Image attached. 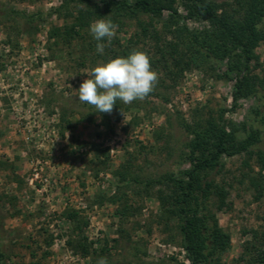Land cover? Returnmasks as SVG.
Listing matches in <instances>:
<instances>
[{
    "label": "rangeland",
    "instance_id": "rangeland-1",
    "mask_svg": "<svg viewBox=\"0 0 264 264\" xmlns=\"http://www.w3.org/2000/svg\"><path fill=\"white\" fill-rule=\"evenodd\" d=\"M222 7L230 0H210ZM64 0H0V246L4 264H191L182 246L177 219H166L157 198L163 180L187 169L190 140L181 120L194 123L224 113L244 138L247 129L261 134L254 150H264V45L251 74L257 94L234 108V81L222 79L226 64L214 62L187 71L174 81L166 67L157 73L156 96L129 104L117 100L110 113L78 101V89L92 70L114 59L111 51L136 40L153 56L156 29L168 37L162 20L147 15L94 17L117 25L115 35L96 51L85 28L70 42L62 35L75 22L81 0L60 9ZM103 7L104 0H93ZM175 8L186 10L180 0ZM115 16V17H114ZM119 21V23H118ZM152 23V25H151ZM202 29L204 21H181ZM59 31V37L54 30ZM62 33V34H61ZM89 76V77H88ZM160 95V96H159ZM210 176L227 190V206L216 213L231 237L221 264H255L247 242L264 233V173L246 154L224 157ZM258 180L260 186H256ZM129 181V182H127ZM126 209L123 215L119 210ZM77 211L79 219L64 215ZM87 238V257L69 247V239ZM260 241V239L258 240ZM250 247V246H248Z\"/></svg>",
    "mask_w": 264,
    "mask_h": 264
},
{
    "label": "trees",
    "instance_id": "trees-1",
    "mask_svg": "<svg viewBox=\"0 0 264 264\" xmlns=\"http://www.w3.org/2000/svg\"><path fill=\"white\" fill-rule=\"evenodd\" d=\"M81 1L86 4L85 8L78 11L75 22L61 33L66 42L80 36L83 29L91 26L94 17L147 15L152 20H160L166 11L169 18L162 20V25L170 38L153 30V56L149 50L138 48L142 36H151L147 26H143L141 34L135 35L137 39L129 40L124 48L116 43L120 49L111 51L113 58L127 57L136 50L144 51L150 57L152 70L159 66L170 68L174 81L187 71L211 68L214 62L225 63L226 70L220 78L235 83L232 93L234 108L240 100L257 94L258 84H262L256 75L251 74V64L258 62L256 49L260 44L264 45V0H230L225 7L210 0H180L186 15H181L175 8L176 0H104L103 7L93 0ZM76 2L79 0H64L59 8L68 9ZM182 20L204 21L207 26L190 29L181 24ZM59 31L61 29H55L53 36H61ZM156 86L155 83L146 97L158 95ZM223 116L224 113L217 119L211 117L194 123L182 119L181 126L190 137L185 145L189 167L171 173L163 180L146 182L148 187L158 185L164 188L157 193L160 210L166 219H177L182 246L191 264H221V256L231 245L230 235L220 227L213 212V209L221 211L227 206L226 188L210 178L213 172L222 170L223 158L246 154L251 159L256 158L260 174L264 173V150L253 149L261 141L260 132L243 125L246 136L240 138L238 127L228 125ZM255 184L260 186L258 180ZM125 210H119V213L123 215ZM64 216L76 222L80 215L77 211H68ZM253 235L259 247L247 242V249L253 251L255 264H264V233L260 238L258 233ZM67 243L84 257L91 254L92 246L85 237L71 238ZM0 264H4L1 246Z\"/></svg>",
    "mask_w": 264,
    "mask_h": 264
},
{
    "label": "clouds",
    "instance_id": "clouds-1",
    "mask_svg": "<svg viewBox=\"0 0 264 264\" xmlns=\"http://www.w3.org/2000/svg\"><path fill=\"white\" fill-rule=\"evenodd\" d=\"M117 25L109 19H100L90 26V33L97 41L96 51L104 52V41L115 35ZM89 77V76H88ZM157 80L151 61L144 51L136 50L127 57H117L101 63L78 89V101L95 106L98 113H110L117 100L129 104L148 95ZM99 264H105L101 259Z\"/></svg>",
    "mask_w": 264,
    "mask_h": 264
}]
</instances>
